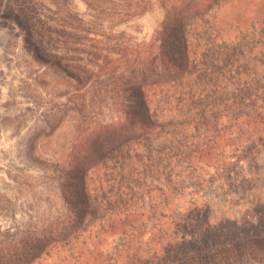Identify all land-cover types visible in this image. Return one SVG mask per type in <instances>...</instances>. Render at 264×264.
Wrapping results in <instances>:
<instances>
[{
  "label": "trees",
  "instance_id": "16d2710c",
  "mask_svg": "<svg viewBox=\"0 0 264 264\" xmlns=\"http://www.w3.org/2000/svg\"><path fill=\"white\" fill-rule=\"evenodd\" d=\"M226 1L158 0L164 16L150 39L122 47L124 33L105 37L83 19L78 39L62 31V53L44 50L52 36L28 31L25 43L36 58L98 96L110 95L116 116L85 125L70 160L57 167L64 211L6 249L5 264L42 256L63 264L73 256L91 264H264V203L217 223L207 204L173 208L174 168L207 160L220 116L264 95L260 81L248 79L252 60L264 65V21L228 39L217 24ZM150 6L130 4L129 16ZM73 44L79 47L71 50ZM112 234L121 242L106 254L100 245Z\"/></svg>",
  "mask_w": 264,
  "mask_h": 264
},
{
  "label": "rangeland",
  "instance_id": "374dc122",
  "mask_svg": "<svg viewBox=\"0 0 264 264\" xmlns=\"http://www.w3.org/2000/svg\"><path fill=\"white\" fill-rule=\"evenodd\" d=\"M142 1L0 0V264H5L6 249L40 232L64 211L57 167L70 160L85 125L116 116L110 95L98 96L36 58L25 43L28 31L52 36L55 40L44 44L51 53L67 49L61 41L68 36L62 31L74 39L84 34L80 19L105 37L124 33L121 47L128 40L146 42L164 12L158 0H151L147 12L130 17L129 5ZM263 21L264 0H227L217 13L218 26L231 40ZM250 64L248 79L256 78L264 86V65L254 60ZM256 99V104L244 101V109L236 114L220 116L221 128L207 160L174 168L175 210L185 211L191 202L207 204L210 222L217 223L223 218L238 220L256 202L264 203V95ZM120 242V236L112 234L100 248L109 254ZM70 262L93 261L73 256ZM31 264L63 262L61 257L42 256Z\"/></svg>",
  "mask_w": 264,
  "mask_h": 264
}]
</instances>
